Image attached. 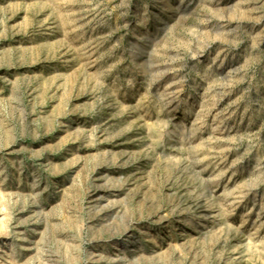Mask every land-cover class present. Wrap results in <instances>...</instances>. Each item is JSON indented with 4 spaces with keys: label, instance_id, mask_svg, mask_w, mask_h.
<instances>
[{
    "label": "rangeland",
    "instance_id": "obj_1",
    "mask_svg": "<svg viewBox=\"0 0 264 264\" xmlns=\"http://www.w3.org/2000/svg\"><path fill=\"white\" fill-rule=\"evenodd\" d=\"M0 264H264V0H0Z\"/></svg>",
    "mask_w": 264,
    "mask_h": 264
}]
</instances>
